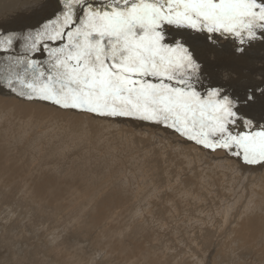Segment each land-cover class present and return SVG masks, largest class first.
<instances>
[{
    "label": "rangeland",
    "instance_id": "1",
    "mask_svg": "<svg viewBox=\"0 0 264 264\" xmlns=\"http://www.w3.org/2000/svg\"><path fill=\"white\" fill-rule=\"evenodd\" d=\"M56 9V0H26L23 18L5 9L0 33L12 18L27 32ZM236 46L220 41L205 85L242 94L264 84V42L242 54ZM258 99L242 110L263 123ZM11 101L53 107L0 89V264H264V167L148 122L93 124L89 114Z\"/></svg>",
    "mask_w": 264,
    "mask_h": 264
},
{
    "label": "snow or ice",
    "instance_id": "2",
    "mask_svg": "<svg viewBox=\"0 0 264 264\" xmlns=\"http://www.w3.org/2000/svg\"><path fill=\"white\" fill-rule=\"evenodd\" d=\"M56 3L26 33H0V86L27 102L159 125L264 167V123L242 110L264 98V84L233 94L205 85L204 71L221 40L235 41L240 54L264 42V0Z\"/></svg>",
    "mask_w": 264,
    "mask_h": 264
},
{
    "label": "bare ground",
    "instance_id": "3",
    "mask_svg": "<svg viewBox=\"0 0 264 264\" xmlns=\"http://www.w3.org/2000/svg\"><path fill=\"white\" fill-rule=\"evenodd\" d=\"M11 5H13L14 7H16V9L14 10V9H12V8H10V6ZM5 9H10V10H13V11H15L16 13H17V15H18V17L19 18H23L25 15H24V12H25V10H26V0H0V12L1 11H3V10H5ZM3 17H6V15L5 16H3ZM7 22H9V20H6ZM17 26V22L15 21V18H12V19H10V24L9 25H6V26H4V28L3 29H5V31H6V34H11V33H16V34H23V33H26V32H24L21 28H19V27H16ZM20 29L22 30V31H20ZM228 56V55H227ZM251 63H252V61H251ZM238 64V63H237ZM249 64H250V62H249ZM239 65V64H238ZM244 65V64H243ZM263 65V64H262ZM253 66V65H252ZM248 67V66H247ZM250 67V66H249ZM255 68V67H254ZM249 69H251V68H249ZM248 69V70H249ZM262 70V69H261ZM260 70V71H261ZM221 71V70H220ZM259 71V72H260ZM254 72H256V71H254ZM262 72V71H261ZM257 74H258V72H257ZM260 74V73H259ZM227 75H224V77H226ZM234 76V75H233ZM251 76V75H250ZM256 76V75H255ZM259 76V75H258ZM229 77V79H233L234 80V78L233 77H231V76H228ZM218 78V77H217ZM239 78H240V76H239ZM263 78V77H262ZM261 78V79H262ZM237 79V78H236ZM245 79V78H244ZM247 79V78H246ZM245 79V80H246ZM240 80V79H239ZM263 80V79H262ZM261 80V81H262ZM242 81V80H241ZM244 81V80H243ZM247 81H248V79H247ZM264 81V80H263ZM233 82V81H232ZM234 84V83H233ZM235 85V84H234ZM233 85V86H234ZM260 85V84H259ZM240 86V85H239ZM226 88V87H225ZM228 88V87H227ZM0 89H4V90H6L7 92H9L6 88H4L3 86H0ZM231 89H232V87H231ZM239 89V88H238ZM240 92V91H239ZM10 93V92H9ZM241 94V93H240ZM259 100V99H258ZM260 101V100H259ZM264 102V101H263ZM263 102H262V105H263ZM11 104H13V105H19V106H22V107H25V108H33V109H35V110H41V111H44V112H48V111H51V110H61V109H58V108H56L55 106H53V107H44V106H42V105H39V104H33V105H20V104H16L14 101H11ZM259 104V103H258ZM260 106V105H259ZM258 106V107H259ZM264 106V105H263ZM246 109H248V108H246ZM259 109V108H258ZM261 109V108H260ZM249 110V109H248ZM251 111V110H250ZM255 110H253V112H254ZM258 112V111H257ZM256 111H255V114L257 113ZM261 112V111H260ZM264 112V111H263ZM262 112V113H263ZM250 113H252V112H250ZM258 115V114H257ZM250 116H253V115H250ZM84 117H86V118H88L93 124H97L99 121H97V120H99L97 117L96 118H94V116L92 117V115L91 116H89V115H84ZM253 117H255V116H253ZM258 118L260 117L259 115L257 116ZM101 118V117H100ZM260 122H262V121H260ZM144 123V122H143ZM264 123V122H263ZM142 124V123H141ZM149 125V124H148ZM151 125V124H150ZM138 126V125H137ZM140 126V129H141V126L142 127H146L147 128V126H146V124H142V125H139ZM139 126L138 127H136V128H139ZM152 126V125H151ZM97 127V126H96ZM117 127V126H116ZM127 127V126H126ZM129 127V126H128ZM127 127V128H128ZM130 128H132V127H130ZM163 129V128H162ZM137 131H139V130H137ZM141 131H142V129H141ZM144 131V130H143ZM165 131V130H164ZM167 133H169L168 131H167ZM174 134V133H173ZM132 135V134H131ZM170 138V137H169ZM175 138H177L176 136H175ZM172 139V138H170L171 140L170 141H172L173 143H175V145H173L174 146V148H178L177 146H180L181 148H183L182 146H184V145H182V143L180 142V141H178L177 139ZM167 140V139H166ZM165 140V141H166ZM164 141V142H165ZM167 142V141H166ZM167 144V143H166ZM165 144V145H166ZM168 144H169V142H168ZM182 146H181V145ZM192 144V143H191ZM172 146V147H173ZM169 147V146H168ZM179 147V148H180ZM189 147V146H188ZM190 147H192V146H190ZM171 148V147H170ZM166 150V149H165ZM175 150V149H174ZM188 150V149H187ZM191 150V149H190ZM189 150V151H190ZM200 150H201V148H200ZM163 151V150H162ZM185 151V150H184ZM164 152H166V151H164ZM204 152V151H203ZM210 152V151H209ZM190 154H191V152H190ZM192 155H195V154H192ZM195 156H197V155H195ZM205 156H208V155H205ZM209 157V156H208ZM184 158H186L185 156H184ZM189 158V157H188ZM192 158L193 157H191V160H192ZM196 158V157H195ZM186 160V159H185ZM194 162V161H193ZM217 163V162H216ZM226 163V162H225ZM0 164H1V162H0ZM189 164V163H188ZM229 164V163H228ZM190 165V164H189ZM206 165V164H205ZM209 165V164H208ZM214 165V164H213ZM1 166V165H0ZM217 166H218V164H217ZM232 166V165H231ZM13 167V166H12ZM208 167H210V166H208ZM216 167V166H215ZM214 167V168H215ZM223 167V166H222ZM229 167V166H228ZM227 167V168H228ZM2 168V167H1ZM212 168V167H211ZM218 168V167H217ZM221 168V167H220ZM226 168V169H227ZM233 168V167H232ZM231 168V169H232ZM235 168V167H234ZM11 169H13V168H11ZM209 169V168H208ZM219 169V168H218ZM223 169V168H222ZM221 169V170H222ZM224 169H225V166H224ZM229 169V168H228ZM1 170V169H0ZM17 170V169H16ZM230 170V169H229ZM229 170H227L228 172H229ZM234 170V169H233ZM232 170V171H233ZM13 173V172H12ZM227 173V172H226ZM237 173H239V175L241 174H243L244 172H242V171H237ZM246 174V173H245ZM248 174H249V172H248ZM169 175V174H168ZM240 175V176H241ZM247 175V174H246ZM245 175V176H246ZM164 176H166V175H164ZM256 176V175H255ZM239 184V183H238ZM248 184V183H247ZM233 185V184H232ZM240 191V190H239ZM94 205V204H93ZM67 208V207H66ZM89 211V210H88ZM233 212V211H232ZM88 213V212H87ZM101 214V213H100ZM112 214V213H111ZM62 216H63V214H62ZM61 216V217H62ZM101 216V215H100ZM108 216V215H107ZM70 217V216H69ZM86 217H87V215H86ZM85 217V218H86ZM83 218V217H82ZM88 218V217H87ZM86 218V219H87ZM99 218V217H98ZM68 219V218H67ZM101 220H102V224L106 221V220H103V218H100ZM98 220V219H97ZM108 220V219H107ZM85 222V221H84ZM101 222V221H100ZM81 227V226H80ZM56 229V228H55ZM78 229V228H77ZM160 229V228H159ZM87 230V229H86ZM54 233H52V235H53ZM57 234V233H56ZM92 235V234H91ZM56 236V235H55ZM58 237V236H57ZM56 237V238H57ZM61 237V236H60ZM69 239V238H68ZM75 240V239H74ZM83 244V243H82ZM16 247V246H15ZM20 250V249H19ZM246 258V257H245ZM247 261V260H246Z\"/></svg>",
    "mask_w": 264,
    "mask_h": 264
}]
</instances>
